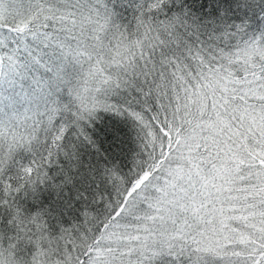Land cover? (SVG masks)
<instances>
[{
  "label": "snow or ice",
  "instance_id": "1",
  "mask_svg": "<svg viewBox=\"0 0 264 264\" xmlns=\"http://www.w3.org/2000/svg\"><path fill=\"white\" fill-rule=\"evenodd\" d=\"M0 264H264V0H0Z\"/></svg>",
  "mask_w": 264,
  "mask_h": 264
},
{
  "label": "trees",
  "instance_id": "2",
  "mask_svg": "<svg viewBox=\"0 0 264 264\" xmlns=\"http://www.w3.org/2000/svg\"><path fill=\"white\" fill-rule=\"evenodd\" d=\"M107 118V117H106ZM131 166H132V164H131V156H129L128 157V160L125 162V164H124V167H125V169L127 170V169H129V168H131Z\"/></svg>",
  "mask_w": 264,
  "mask_h": 264
}]
</instances>
